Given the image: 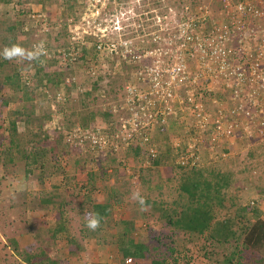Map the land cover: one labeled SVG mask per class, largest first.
<instances>
[{
    "label": "rangeland",
    "instance_id": "rangeland-1",
    "mask_svg": "<svg viewBox=\"0 0 264 264\" xmlns=\"http://www.w3.org/2000/svg\"><path fill=\"white\" fill-rule=\"evenodd\" d=\"M198 2L218 4L0 0V264H71L95 254L103 264L128 256L134 264H228L240 253L248 214L257 208L264 218V140L236 143L215 162L205 157L204 176L216 181L223 171L231 181L212 201L211 227L193 237L170 221L192 198L172 149L189 134L182 116L151 133L153 164L150 147L128 145L116 120L148 65L182 55V10ZM95 204L108 214L91 229ZM50 212L52 228L39 218ZM54 227L63 228L57 244ZM81 246L85 254L71 250ZM241 253L264 264V246Z\"/></svg>",
    "mask_w": 264,
    "mask_h": 264
},
{
    "label": "built area",
    "instance_id": "built-area-1",
    "mask_svg": "<svg viewBox=\"0 0 264 264\" xmlns=\"http://www.w3.org/2000/svg\"><path fill=\"white\" fill-rule=\"evenodd\" d=\"M180 34L182 55L148 65L142 82L127 87L126 112L116 120L128 145L150 147L153 164L151 133L182 116L189 134L172 149L177 163L191 169L230 157L236 143L264 140V0L187 5ZM259 202V196L251 200Z\"/></svg>",
    "mask_w": 264,
    "mask_h": 264
},
{
    "label": "trees",
    "instance_id": "trees-1",
    "mask_svg": "<svg viewBox=\"0 0 264 264\" xmlns=\"http://www.w3.org/2000/svg\"><path fill=\"white\" fill-rule=\"evenodd\" d=\"M217 1V0H216ZM160 162L159 159H155L153 163ZM178 166H180L178 164ZM182 167V166H180ZM184 168V167H182ZM185 173L183 178L180 179V188L184 192H188L189 196L192 197L189 204L184 208V210L177 213V210H174L173 218L170 217V221L178 230H184L188 232L191 236H196L203 233L205 230L211 227L213 222L212 214V201L218 197L219 202L223 200L221 196V190L230 185V174L220 172L217 176V172H212L213 177L217 176L216 181L212 180L208 176H204V168H184ZM203 172V173H202ZM182 197V191H181ZM204 200L201 201V198ZM244 207V206H241ZM247 209V206L244 207ZM108 214V208L105 204H95L94 206V218H98L100 225L105 222V217ZM250 217L247 218L249 222H252L250 225L245 223L246 235L239 245V251L237 258L232 256L228 258V264H252L251 262H246L243 259V254L241 253L245 248L252 249L256 246H264V218L261 216V212L254 208L248 214ZM131 223L128 220H123V223ZM60 229V228H58ZM127 231V230H125ZM124 231V233H125ZM121 247L125 250V241L121 240ZM138 247V246H137ZM129 255L131 252L127 250ZM136 253V252H135ZM133 254V253H132ZM138 255V254H137ZM166 260L164 258L153 259L152 264H165ZM54 264V261H53Z\"/></svg>",
    "mask_w": 264,
    "mask_h": 264
},
{
    "label": "crops",
    "instance_id": "crops-1",
    "mask_svg": "<svg viewBox=\"0 0 264 264\" xmlns=\"http://www.w3.org/2000/svg\"><path fill=\"white\" fill-rule=\"evenodd\" d=\"M50 217V215H52L51 214V212L50 213H47V214H45V216L43 217V216H39V218H41L42 217V220H41V223H42V221L43 222H47L45 225H48V227H51V224H50V220H48V216ZM50 219V218H49ZM40 222V221H39ZM49 222V223H48ZM52 228V227H51ZM54 228H56V227H54ZM53 231V233H52V240H53V242H55L56 244H57V241L58 240H61V239H58V238H60V237H62L63 236V228H61V229H58V228H56V229H54V230H52ZM47 244H48V242H47ZM27 245V244H26ZM103 249V248H102ZM71 250H77L75 253H77L78 255H82V254H85V251H83V246H81L80 247V249H79V247L78 248H74V249H72L71 248ZM93 251V250H92ZM95 252L93 251V254H94ZM68 254H74L73 252L72 253H70V252H68ZM100 255V254H99ZM69 256V255H68ZM98 258H99V256L97 255L96 256V254L95 255H92V257H90V258H87L88 260L89 259H91V260H97V262H88V260H87V262L83 259V258H81L80 257V260L79 261H76V260H74V259H71L70 260V262L69 263H71V264H86V263H88V264H103V263H101V262H99V260H98ZM106 264V263H105Z\"/></svg>",
    "mask_w": 264,
    "mask_h": 264
},
{
    "label": "clouds",
    "instance_id": "clouds-1",
    "mask_svg": "<svg viewBox=\"0 0 264 264\" xmlns=\"http://www.w3.org/2000/svg\"><path fill=\"white\" fill-rule=\"evenodd\" d=\"M99 219L98 218H94V219H91L89 222H88V227L91 228V229H95L99 226Z\"/></svg>",
    "mask_w": 264,
    "mask_h": 264
}]
</instances>
